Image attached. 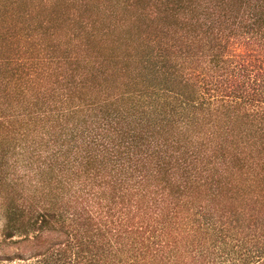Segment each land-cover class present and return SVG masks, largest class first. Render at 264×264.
Here are the masks:
<instances>
[{"label":"trees","instance_id":"16d2710c","mask_svg":"<svg viewBox=\"0 0 264 264\" xmlns=\"http://www.w3.org/2000/svg\"><path fill=\"white\" fill-rule=\"evenodd\" d=\"M30 6L0 0V264H264V0Z\"/></svg>","mask_w":264,"mask_h":264},{"label":"rangeland","instance_id":"374dc122","mask_svg":"<svg viewBox=\"0 0 264 264\" xmlns=\"http://www.w3.org/2000/svg\"><path fill=\"white\" fill-rule=\"evenodd\" d=\"M5 1H7V0H5ZM47 1L48 0H26V6H27L28 3H30L32 6L27 8L29 10H34L35 6H37V5L41 6L42 9H47L46 6H45ZM1 10L5 14H12V13L15 12V8H13L12 6H8L7 8H3ZM49 10H51V9H49ZM44 11H46V10H44ZM3 226H4V220H3L2 214L0 212V240H1V233H2V230H3Z\"/></svg>","mask_w":264,"mask_h":264}]
</instances>
